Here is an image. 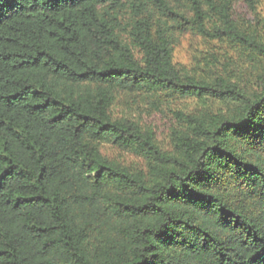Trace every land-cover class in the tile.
<instances>
[{
	"label": "trees",
	"instance_id": "obj_1",
	"mask_svg": "<svg viewBox=\"0 0 264 264\" xmlns=\"http://www.w3.org/2000/svg\"><path fill=\"white\" fill-rule=\"evenodd\" d=\"M233 1L0 0V264H264V41ZM187 34L248 69L181 70ZM123 96L196 107L165 147Z\"/></svg>",
	"mask_w": 264,
	"mask_h": 264
},
{
	"label": "rangeland",
	"instance_id": "obj_2",
	"mask_svg": "<svg viewBox=\"0 0 264 264\" xmlns=\"http://www.w3.org/2000/svg\"><path fill=\"white\" fill-rule=\"evenodd\" d=\"M253 7L246 0H234L233 11L237 21L246 23L259 22V26H243L249 31H257L264 41V0H252ZM204 10L208 8L204 4ZM212 24V22H211ZM212 28L214 26H208ZM230 44L211 41L199 36L187 34L177 39L174 52V62L181 70L198 77H209L214 72L223 73L226 70L233 75H239L247 70L249 65L243 60ZM253 80H256L255 78ZM130 98L123 96L115 104V113L131 118L145 127L151 128L157 134L163 146L169 143V131L172 124L171 111H189L196 107L194 100L171 103L162 109L161 113L152 114L143 103L134 106ZM116 160L124 163H136L135 158L125 155L118 150L107 147L104 151Z\"/></svg>",
	"mask_w": 264,
	"mask_h": 264
}]
</instances>
